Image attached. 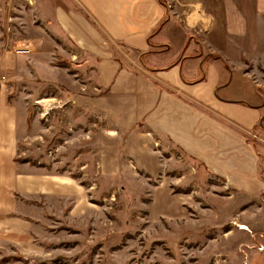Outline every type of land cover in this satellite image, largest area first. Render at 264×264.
<instances>
[{
  "label": "rangeland",
  "instance_id": "374dc122",
  "mask_svg": "<svg viewBox=\"0 0 264 264\" xmlns=\"http://www.w3.org/2000/svg\"><path fill=\"white\" fill-rule=\"evenodd\" d=\"M56 3L0 0V55L28 58L0 75L21 120L16 160L65 184L0 217V264H264L263 198L227 188L142 125L120 126L95 58L54 30ZM160 55L143 64L168 66Z\"/></svg>",
  "mask_w": 264,
  "mask_h": 264
},
{
  "label": "crops",
  "instance_id": "0c3cea01",
  "mask_svg": "<svg viewBox=\"0 0 264 264\" xmlns=\"http://www.w3.org/2000/svg\"><path fill=\"white\" fill-rule=\"evenodd\" d=\"M53 22L95 58L120 126L142 125L227 188L264 200V156L247 137L264 138V0H57ZM117 44L135 56L123 61ZM160 54L168 66L143 64ZM27 60L0 55V75ZM20 123L0 82V217L64 193L60 179L16 160Z\"/></svg>",
  "mask_w": 264,
  "mask_h": 264
},
{
  "label": "built area",
  "instance_id": "2783aa9c",
  "mask_svg": "<svg viewBox=\"0 0 264 264\" xmlns=\"http://www.w3.org/2000/svg\"><path fill=\"white\" fill-rule=\"evenodd\" d=\"M29 2L31 3V0H29Z\"/></svg>",
  "mask_w": 264,
  "mask_h": 264
}]
</instances>
